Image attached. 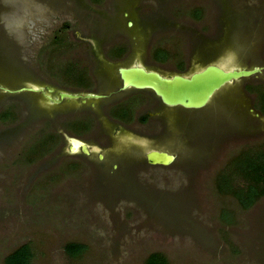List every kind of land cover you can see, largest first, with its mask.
Returning <instances> with one entry per match:
<instances>
[{"label": "rangeland", "instance_id": "obj_1", "mask_svg": "<svg viewBox=\"0 0 264 264\" xmlns=\"http://www.w3.org/2000/svg\"><path fill=\"white\" fill-rule=\"evenodd\" d=\"M181 62L183 73L264 63V0H0V86L13 89L0 87V264L22 244L28 264H264V194L240 205L247 181L230 172L241 150L263 159L245 85L264 71L200 109L115 90L119 64L171 74ZM81 80L108 96L14 90L58 98ZM129 92L143 99L104 107ZM77 135L87 151L68 155ZM152 151L174 159L150 164ZM69 242L82 249L66 253Z\"/></svg>", "mask_w": 264, "mask_h": 264}, {"label": "water", "instance_id": "obj_2", "mask_svg": "<svg viewBox=\"0 0 264 264\" xmlns=\"http://www.w3.org/2000/svg\"><path fill=\"white\" fill-rule=\"evenodd\" d=\"M131 24V22H129ZM259 66H236L232 68H224L211 62L204 63L202 66L195 67L189 72H174L171 74H163L157 70L149 69L141 64L129 63L119 64L115 68L116 77L119 79L120 89L134 88L147 89L160 99V101L167 106H180L185 109H200L204 107L214 94L219 91L226 83L233 79L248 76L256 71H259ZM1 88L12 91L6 86ZM30 90L41 91L50 101L56 102L60 98H77L81 97L82 101L85 98H100L104 94L102 92H87L84 94L71 93L60 91L59 97L54 98L46 94L42 87L34 86L32 84L22 85L14 90ZM50 91V88H47ZM71 142L73 137L69 138ZM77 141H79L77 139ZM81 148L84 151L86 147L84 143L79 141ZM74 144L70 145V151ZM147 162L150 164H167L174 159V155L165 151H152L147 153Z\"/></svg>", "mask_w": 264, "mask_h": 264}, {"label": "trees", "instance_id": "obj_3", "mask_svg": "<svg viewBox=\"0 0 264 264\" xmlns=\"http://www.w3.org/2000/svg\"><path fill=\"white\" fill-rule=\"evenodd\" d=\"M2 114H5V111L0 113V116ZM262 156L263 159H259L256 155H250L244 152L243 156L235 162V167L230 170L231 173L233 171L240 173L247 181L243 184L244 186L238 187L234 191L235 197L240 201V205L244 207L249 206L256 198L264 193V154ZM220 178L219 181L223 187L219 185V188L226 189L228 187V177L224 174ZM81 249L82 245L77 242H69L64 246L65 252L70 255L78 253ZM30 255L28 246L22 244L5 256L4 264H28Z\"/></svg>", "mask_w": 264, "mask_h": 264}, {"label": "flooded vegetation", "instance_id": "obj_4", "mask_svg": "<svg viewBox=\"0 0 264 264\" xmlns=\"http://www.w3.org/2000/svg\"><path fill=\"white\" fill-rule=\"evenodd\" d=\"M126 21H130V20H126ZM184 63V62H183ZM182 62L178 65V64H175L174 65V67H175V72H182V70L184 69V64H183ZM252 66H259L260 67V70L259 71H256V72H254V73H252V74H250V75H256V74H258V73H260L262 70L264 71V63H261V62H257V63H255V64H253V65H249L248 67H252ZM183 73V72H182ZM89 74H90V72H89ZM250 75H248V76H250ZM244 77H247V76H244ZM264 77V76H263ZM263 77H261V78H259V80H256V81H252V82H250V83H247L246 85H245V87H246V89L247 90H249V91H251L252 92V94H253V98H251V101H250V103H249V107H250V110H251V112H252V117H251V119L249 120V123L250 124H252L253 126L256 124V121H257V119L259 118V117H263L264 118V78ZM117 78H118V76H117ZM119 80V79H118ZM80 82H82V83H77L78 85V87H76L75 88V90H72V89H65V90H59V91H57V93H59L60 91H65V92H71V93H79V94H84V93H87V92H93V91H90V90H88V91H80L79 90V88L80 89H85V88H89V87H83L84 85L83 84H85L86 85V82L85 81H80ZM120 84V83H119ZM254 87V86H256V91H253V90H251L250 89V87ZM90 89V88H89ZM260 89V90H259ZM115 90H124V89H120V87L118 86L117 87V89H115ZM150 91V90H149ZM152 92V91H151ZM103 94H104V96L103 97H101V98H105V97H107L108 96V93L107 92H102ZM144 94H146L145 95V97L144 98H146V99H148V97H149V95L147 94V93H144ZM152 94H153V92H152ZM259 95H261V96H263V98H261ZM52 97H54L55 98V94H53V95H51ZM59 97V96H58ZM156 97V96H155ZM67 97H63V98H60V100H63V99H66ZM78 98V100L80 101V102H82V103H84V102H86V100H93L94 98H92V97H90V98H85L83 101H82V99H81V97H77ZM76 98V99H77ZM158 98V97H157ZM69 99H75V98H69ZM138 99L140 100H142L143 98H139V96H138V94L137 93H132V92H129V93H127V94H125V95H123L122 97H120L119 99H117L116 101H114V102H108L107 104H104V107H106V106H108L109 107V112L111 113V110H113V109H127L126 107H127V105L129 104V105H131L132 104V102H134V101H137V103H136V105L138 104ZM159 99V98H158ZM59 100V101H60ZM160 100V99H159ZM59 101H56V103L57 102H59ZM161 102V101H160ZM90 103H92V102H90ZM162 103V102H161ZM163 104V103H162ZM110 105V106H109ZM112 106V107H111ZM150 112L149 111H146L145 112V116L146 117H149L150 116ZM83 117H88V116H83ZM117 116L116 115H112L111 114V119L113 120V121H116V120H118V121H121L118 117L116 118ZM82 117H77V119H81ZM89 124H90V121H89ZM117 124V127L116 128H118L121 124H119L118 122L116 123ZM64 126L65 127H68V124L67 123H65L64 124ZM73 126H70L69 128H72ZM90 125H89V127H87L86 129H85V131L87 130V131H89V129H90ZM68 128V129H69ZM77 132V131H76ZM79 132V131H78ZM253 134H255V133H253ZM256 134L257 135H260V134H263L264 135V127L262 128V129H260V130H258L257 132H256ZM256 134H255V136H256ZM79 135H77V136H66L65 138H66V140H67V146H70L71 145V141H70V139H69V137H73V138H76V139H81L80 137H78ZM84 139V138H83ZM80 149H81V146L80 145H78L77 146V148H76V150H79L80 151ZM76 150L75 151H73V152H71L70 151V153H68V155L70 154H74V153H76ZM240 152H243V154H244V150L242 151H240ZM239 152V153H240ZM264 194V193H263ZM261 196V195H260Z\"/></svg>", "mask_w": 264, "mask_h": 264}, {"label": "bare ground", "instance_id": "obj_5", "mask_svg": "<svg viewBox=\"0 0 264 264\" xmlns=\"http://www.w3.org/2000/svg\"><path fill=\"white\" fill-rule=\"evenodd\" d=\"M70 138V137H69ZM71 141V140H70ZM72 144H74V146H72V149H75V148H77V146H78V144H80L79 143V141H77V139H73V141L71 142V145ZM173 160V159H172ZM169 163V162H168Z\"/></svg>", "mask_w": 264, "mask_h": 264}]
</instances>
